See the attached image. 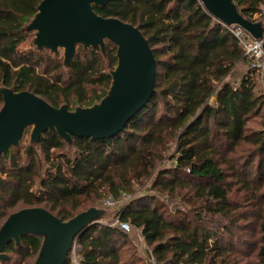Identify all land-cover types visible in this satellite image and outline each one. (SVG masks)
Returning <instances> with one entry per match:
<instances>
[{"label": "trees", "instance_id": "16d2710c", "mask_svg": "<svg viewBox=\"0 0 264 264\" xmlns=\"http://www.w3.org/2000/svg\"><path fill=\"white\" fill-rule=\"evenodd\" d=\"M41 1L0 0V87L34 92L56 107L91 106L108 93L117 47L107 42L106 55L80 47L69 66L49 50L22 48ZM234 2L252 21L264 8V0ZM94 9L148 39L156 91L114 137L73 136L70 144L49 130L38 144L24 145L23 137L11 147L0 159V227L28 207L66 221L141 187L190 194L192 203L173 211L147 192L118 210L140 230L152 264H264V92L243 46L200 0H110ZM254 118L260 128L250 126ZM129 239L118 226L90 224L76 238L81 264H137L125 249ZM42 240L10 242L0 264H32ZM72 261L70 252L66 264Z\"/></svg>", "mask_w": 264, "mask_h": 264}, {"label": "water", "instance_id": "95a60500", "mask_svg": "<svg viewBox=\"0 0 264 264\" xmlns=\"http://www.w3.org/2000/svg\"><path fill=\"white\" fill-rule=\"evenodd\" d=\"M110 0H42L26 25L34 32L37 50L58 55L64 49V65L69 66L76 48L99 47L106 55L107 42L117 47V65L110 71L108 93L91 106L67 104L56 107L34 92L15 91L1 86L0 159L11 147H18L31 128L30 142L38 144L41 136L56 130L68 143L72 137L91 140L111 138L141 111L155 93L157 62L148 39L131 23L104 17L94 6L104 7ZM219 22L238 25L257 39L264 37V21L244 17L234 0H200ZM108 212L90 207L69 220H62L43 207L23 208L12 213L0 227V261L9 259L4 252L22 237H41L42 245L32 264H66L76 238L90 224L107 217Z\"/></svg>", "mask_w": 264, "mask_h": 264}, {"label": "rangeland", "instance_id": "374dc122", "mask_svg": "<svg viewBox=\"0 0 264 264\" xmlns=\"http://www.w3.org/2000/svg\"><path fill=\"white\" fill-rule=\"evenodd\" d=\"M264 10V8H263ZM260 17V16H259ZM259 17L255 16L256 19L258 20H263V19H259ZM264 21V20H263ZM34 32L32 31V35L29 37L28 40L24 41L21 45L22 48H29V47H35L34 45ZM82 47L84 48L82 45H78L76 48V52L77 50ZM85 49V48H84ZM87 49V48H86ZM59 55H61L62 57H64V49H60L59 50ZM249 63V62H248ZM251 66V65H250ZM246 65L241 66L240 69H246ZM258 75V74H257ZM258 79H259V83L257 86V90L258 91H263L264 92V76L260 77L258 75ZM213 100V98L211 99ZM261 122L259 118H254L250 121V126L252 128H260L261 127ZM30 133H31V128L27 129L26 134L24 136V145H26L27 143L30 142ZM171 151H173V148L171 149ZM169 164V161H168ZM157 193V195L160 197V200L163 201V203H165L170 209H173V211H175V209L181 208V209H187L186 207H188L187 205L190 204L192 205L191 202L188 201V198L190 197V194H183L181 196H175V198H171L166 194H160L158 192H156L155 190H150L148 188H141V187H137L136 190V194H144V193ZM135 195H129V197L131 196V198H133ZM111 196H106L105 198L102 199V201L99 202L98 205H96V207L99 208H103L108 212V216L104 217L101 220V222L103 223H109L112 222L113 220L117 219V215H118V210L120 209V207H122L127 201H129V199L127 201H121L119 204L117 205H110L107 203V201L109 200ZM194 200V197L192 198ZM179 201H181L183 204H178ZM124 203V204H123ZM187 204V205H186ZM141 232L140 230H137L136 228H134L131 232H129L130 235V241L129 243L126 245L125 249L128 250V252H134L137 256V264H152L153 262V257L151 256V250L148 247V245L146 244V242L144 241V238L142 237V235H140ZM74 249V248H73ZM78 246L76 245L75 249L72 250L71 252V258H72V262L73 264H77L76 261L74 260L75 257L79 260V256H78ZM74 252L76 253V255L74 254Z\"/></svg>", "mask_w": 264, "mask_h": 264}, {"label": "built area", "instance_id": "2783aa9c", "mask_svg": "<svg viewBox=\"0 0 264 264\" xmlns=\"http://www.w3.org/2000/svg\"><path fill=\"white\" fill-rule=\"evenodd\" d=\"M264 15V10L262 12L255 14V16L259 17ZM254 16V17H255ZM234 37L240 42L243 46L245 55L249 58V62L251 64V68H253L260 77L264 76V37L263 39L257 40L253 38L249 32L238 25L227 26ZM129 201L132 199L131 196L123 193L120 197L114 198L110 197L107 201L110 205H117L121 201ZM128 202V201H127ZM124 204V203H123ZM120 205V204H119ZM112 226H118L124 232H131L133 230L132 226L129 222L121 220L120 216L117 215V219L109 222ZM77 244H75L74 249ZM73 249V250H74ZM76 255V253L74 252ZM77 256V255H76ZM77 264H81V259L79 260L75 257L74 259Z\"/></svg>", "mask_w": 264, "mask_h": 264}, {"label": "crops", "instance_id": "0c3cea01", "mask_svg": "<svg viewBox=\"0 0 264 264\" xmlns=\"http://www.w3.org/2000/svg\"><path fill=\"white\" fill-rule=\"evenodd\" d=\"M141 235V234H140Z\"/></svg>", "mask_w": 264, "mask_h": 264}]
</instances>
